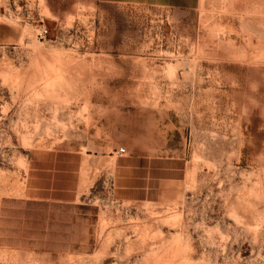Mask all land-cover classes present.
Instances as JSON below:
<instances>
[{
	"label": "rangeland",
	"instance_id": "obj_1",
	"mask_svg": "<svg viewBox=\"0 0 264 264\" xmlns=\"http://www.w3.org/2000/svg\"><path fill=\"white\" fill-rule=\"evenodd\" d=\"M0 25V264H264V0Z\"/></svg>",
	"mask_w": 264,
	"mask_h": 264
},
{
	"label": "crops",
	"instance_id": "obj_2",
	"mask_svg": "<svg viewBox=\"0 0 264 264\" xmlns=\"http://www.w3.org/2000/svg\"><path fill=\"white\" fill-rule=\"evenodd\" d=\"M96 2L106 7L153 9L158 12L163 11L179 14L192 13L198 10L201 5V0H96ZM4 32L11 31L0 25V38L3 37ZM246 263L247 261L244 262V264ZM260 264L262 263L260 262Z\"/></svg>",
	"mask_w": 264,
	"mask_h": 264
},
{
	"label": "built area",
	"instance_id": "obj_3",
	"mask_svg": "<svg viewBox=\"0 0 264 264\" xmlns=\"http://www.w3.org/2000/svg\"><path fill=\"white\" fill-rule=\"evenodd\" d=\"M48 35V30L47 28L42 25L39 27V29L37 30V34H36V37L39 39V40H43L47 37ZM119 154H123L124 153V149H119L117 151Z\"/></svg>",
	"mask_w": 264,
	"mask_h": 264
},
{
	"label": "bare ground",
	"instance_id": "obj_4",
	"mask_svg": "<svg viewBox=\"0 0 264 264\" xmlns=\"http://www.w3.org/2000/svg\"><path fill=\"white\" fill-rule=\"evenodd\" d=\"M169 258V257H168Z\"/></svg>",
	"mask_w": 264,
	"mask_h": 264
}]
</instances>
